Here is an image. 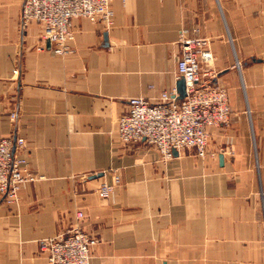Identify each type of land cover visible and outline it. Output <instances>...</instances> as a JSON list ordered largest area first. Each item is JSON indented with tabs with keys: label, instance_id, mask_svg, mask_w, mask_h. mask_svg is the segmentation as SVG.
I'll return each instance as SVG.
<instances>
[{
	"label": "crops",
	"instance_id": "obj_1",
	"mask_svg": "<svg viewBox=\"0 0 264 264\" xmlns=\"http://www.w3.org/2000/svg\"><path fill=\"white\" fill-rule=\"evenodd\" d=\"M111 6L110 25L75 18L60 55L23 22L22 0H0V137L24 138L16 152L36 177L0 202V264H49L40 241L75 227L97 237L98 264H264V0ZM184 28L209 39L204 69L232 113L209 129L205 157L165 158L123 143L117 125L131 97L177 88Z\"/></svg>",
	"mask_w": 264,
	"mask_h": 264
},
{
	"label": "built area",
	"instance_id": "obj_2",
	"mask_svg": "<svg viewBox=\"0 0 264 264\" xmlns=\"http://www.w3.org/2000/svg\"><path fill=\"white\" fill-rule=\"evenodd\" d=\"M113 0H22L24 23L35 21L42 25L43 38L51 43L54 53L64 55L73 51L75 38L73 20L84 17L92 22H113ZM181 56L177 77L185 81L186 95L179 98L177 88L162 91L155 100L144 96L131 97L128 110L120 116L118 138L123 143L146 141L155 145L165 158L174 151L195 148L198 155L208 153L209 129L230 122L229 91L216 81L213 71L204 69L212 61L209 39L182 29L178 39ZM16 113H12V118ZM20 136L0 137V202L16 204L22 185L36 177L28 168V160L16 152L23 147ZM114 186L103 183L99 189L109 196ZM78 216H82L79 212ZM97 237L81 227L60 232L40 241V250L49 264H98L92 261V248Z\"/></svg>",
	"mask_w": 264,
	"mask_h": 264
},
{
	"label": "water",
	"instance_id": "obj_3",
	"mask_svg": "<svg viewBox=\"0 0 264 264\" xmlns=\"http://www.w3.org/2000/svg\"><path fill=\"white\" fill-rule=\"evenodd\" d=\"M177 92H178V96L179 98H183L186 95V91H185V81L183 78H180L177 84ZM177 152V150H175ZM174 151V152H175ZM222 158V156H221Z\"/></svg>",
	"mask_w": 264,
	"mask_h": 264
},
{
	"label": "rangeland",
	"instance_id": "obj_4",
	"mask_svg": "<svg viewBox=\"0 0 264 264\" xmlns=\"http://www.w3.org/2000/svg\"><path fill=\"white\" fill-rule=\"evenodd\" d=\"M79 212H80V211H79ZM79 212H78V213H79ZM81 213H82V212H81ZM82 215H83V214H82ZM79 217H80V216H79Z\"/></svg>",
	"mask_w": 264,
	"mask_h": 264
}]
</instances>
